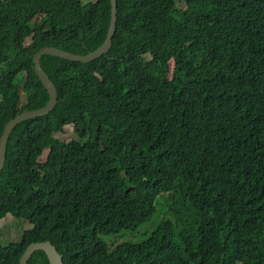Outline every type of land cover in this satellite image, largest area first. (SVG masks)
<instances>
[{"label":"trees","instance_id":"obj_1","mask_svg":"<svg viewBox=\"0 0 264 264\" xmlns=\"http://www.w3.org/2000/svg\"><path fill=\"white\" fill-rule=\"evenodd\" d=\"M117 9L106 55L41 60L58 102L11 135L0 221L31 229L0 246V264L44 242L63 264H264V0H118ZM110 18L111 0H0V138L49 101L34 56H87ZM67 126L77 139L59 137ZM162 195L163 221L112 249L109 237L153 221ZM28 264L49 262L37 251Z\"/></svg>","mask_w":264,"mask_h":264},{"label":"water","instance_id":"obj_2","mask_svg":"<svg viewBox=\"0 0 264 264\" xmlns=\"http://www.w3.org/2000/svg\"><path fill=\"white\" fill-rule=\"evenodd\" d=\"M117 1L118 0H111V18H110L109 30L107 32L105 42L95 52L87 56H74L67 52L58 50L56 48H44L41 49L34 56L33 58L34 71L38 80L40 81L42 86H44L49 96V101L46 106L37 110L22 112L19 115H17L14 119H12L9 123H7L5 127V131L3 132L0 138V172L4 169L6 165L7 157H8L9 141L16 126L19 125L20 122L25 121L27 119L48 114L57 105L58 102L57 88L53 83V81L50 80L49 76L43 70L41 66L42 58L53 57L70 63L87 64L95 61L96 59L102 57L103 55H106L112 48L113 38L116 32V24L118 20ZM37 251L42 252L46 256L49 264H63L62 256L56 252L55 248L49 242L36 243L29 246L25 251L24 255L22 256L19 264H27L31 259V257L33 256V254Z\"/></svg>","mask_w":264,"mask_h":264},{"label":"rangeland","instance_id":"obj_3","mask_svg":"<svg viewBox=\"0 0 264 264\" xmlns=\"http://www.w3.org/2000/svg\"><path fill=\"white\" fill-rule=\"evenodd\" d=\"M84 4L91 2L93 6H96L98 4V0H82ZM178 6L180 8H184L186 6L185 3H182V5ZM32 43L31 38H28L26 42V47H28ZM146 60H149L150 56L144 57ZM173 65V63H172ZM169 78L172 77V72H169ZM72 86H67L66 93L70 92L72 90ZM63 141L69 142L72 139H77L78 135L76 132H74V129L72 126H67L65 129V132L62 136H59ZM49 153V149H46L40 158L41 162H44L47 159ZM168 198L167 195L159 196L154 205L156 210V217L153 219V221L146 225L143 229L140 230L139 233H123L120 234L117 237H109L108 243L111 246L112 249H114L116 246L122 244L125 241H130L133 243H138L142 240L143 235H149L153 229L157 226L159 222H162L164 217L168 214V207L166 205V199ZM31 229V226L28 222L24 220H15L12 216H8L7 218L0 221V246L6 247L11 242H20L23 234L26 231H29Z\"/></svg>","mask_w":264,"mask_h":264},{"label":"clouds","instance_id":"obj_4","mask_svg":"<svg viewBox=\"0 0 264 264\" xmlns=\"http://www.w3.org/2000/svg\"><path fill=\"white\" fill-rule=\"evenodd\" d=\"M104 56V55H103ZM180 169L177 166H173L169 168V173L173 176V177H177L179 175ZM157 213V212H156ZM24 255V254H23ZM22 258V257H21ZM32 258V257H31ZM30 261V260H29ZM28 264V263H27Z\"/></svg>","mask_w":264,"mask_h":264}]
</instances>
